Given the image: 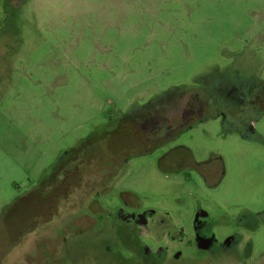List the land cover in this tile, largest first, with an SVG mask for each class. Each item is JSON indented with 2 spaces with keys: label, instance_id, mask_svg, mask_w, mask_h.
<instances>
[{
  "label": "rangeland",
  "instance_id": "374dc122",
  "mask_svg": "<svg viewBox=\"0 0 264 264\" xmlns=\"http://www.w3.org/2000/svg\"><path fill=\"white\" fill-rule=\"evenodd\" d=\"M216 73L217 94L241 96L250 83L261 92L264 0H0V264H161L144 245L170 235L148 223L140 234L120 208L164 216L191 239L196 220L208 224L211 247L190 244L167 264H264V224L238 231L243 214L264 221V107L247 109L246 124L205 119L115 166L95 138L81 144L96 133L112 134V150L136 144L128 127L115 131L125 113L151 105L179 124ZM181 145L203 165L161 167ZM84 146L88 175L64 169L41 184L61 155ZM236 234L253 242L247 262L234 248L218 253Z\"/></svg>",
  "mask_w": 264,
  "mask_h": 264
},
{
  "label": "flooded vegetation",
  "instance_id": "af4514ba",
  "mask_svg": "<svg viewBox=\"0 0 264 264\" xmlns=\"http://www.w3.org/2000/svg\"><path fill=\"white\" fill-rule=\"evenodd\" d=\"M225 85H232V84L227 83ZM249 85L251 86L248 87V91L246 93L243 92L241 96L233 94V92L231 91H228L227 93L220 92V94H217V87H219V85L217 86V73L209 76L206 82H203V84L197 86V90H198L197 95L201 97L199 106L197 107V109H191L192 111L188 112L187 114L188 116L186 118L185 117L182 118L179 124L171 123L170 118L164 112L163 107L156 108V105L154 106L151 105L152 107L149 106L150 109H145L143 112L136 113L134 111H131L125 113L124 124L121 126L123 128L120 129L119 131H126L125 127H128L127 129L129 133H131L134 137L140 136V138L139 140L136 139L134 141V137H133L132 140L136 142V144L127 146L122 151L112 150L113 148L111 146L100 147L101 149L106 150V154H104L103 159L106 157L109 158L110 164H114V166L119 163L121 164L125 160H131L136 156L150 153L155 149L159 148L160 146H162L163 144H165L164 143L165 141H168L170 138H175L178 134L186 130L188 127L197 125V123L204 121L205 119L208 118L217 119V116L219 115L221 116L219 120H221V122L227 126H231L232 124L234 125V123H232L233 119L235 120L236 118L240 119V115L242 116L243 123L245 122L246 124L247 121L246 117L248 113V111L246 112L247 109H251L255 105L257 107H262V108L264 107V81H262L261 83L260 87L262 89L259 94H254L253 92V87H255V85L257 84L253 85L252 83H250ZM245 94L247 95L246 97ZM255 97L256 99H259V102H256L254 100ZM231 99L235 102L236 105L240 104L241 102L244 105V107L241 106L242 109H240V111L236 110V105L233 104L234 102H232ZM149 101H146L145 103H148ZM230 104L234 106H230ZM249 120L251 121L252 119ZM148 121H154L155 123L149 126V124L147 123ZM189 121H192V123L189 124L188 123ZM245 126H246L245 130L248 131L251 130L250 123L249 125H245ZM160 139H162L161 143H159ZM80 148L83 150L77 151V149ZM88 148H90V146L74 147L72 148V150L70 149L68 152H65L63 155L60 156V159L57 161L56 165H54L52 172L42 181H45L48 177L50 178V180L63 178L64 172L62 171L64 169H66V172L69 171L68 172L69 174L71 172L78 173L80 172L81 169H83L84 170L83 174L88 175L86 173L89 172L90 169L92 168L93 162L91 164L90 161L78 160V154L80 152H85V150H88ZM97 148L99 149V147ZM86 152L88 153V151ZM87 157L88 156H86V158ZM169 158L172 159L170 160ZM68 160H70L69 161L70 163L68 162ZM98 164H101L102 170L107 169L106 166L108 165V163H106L105 161H102L101 163L99 162ZM160 165L165 170L173 168V166L179 170L190 167L188 159L180 155L178 151H176V148L167 151L163 155V157L160 160ZM108 171L111 172L112 170L109 168ZM199 172L204 176L205 179L208 178L205 172L203 171H199ZM117 178L118 175H116L113 180ZM45 183H47V180L45 182H41V184H45ZM49 184L50 181L47 183V186ZM100 192H98L95 196H93L89 200L90 204L87 206L88 211L93 209L95 204V199L100 194ZM18 201L19 200H17L14 203V206L17 205ZM24 203L26 202H23V206H24L23 213L25 214L30 209L25 207L26 204ZM131 210H125L123 208H120L118 213L124 215L122 218L124 222L130 221V223L133 224L135 223L140 234L143 233L140 224L143 223L145 225L148 223L149 224L148 229L154 235H157L156 233L158 232L162 233L163 231H167V233L170 235V239H169L170 241L166 240L164 243L160 242V239H157V241L155 242V239L153 238L154 245H151L153 249L148 245H144L145 253H148V255L151 256L150 257L151 262L159 261V263L161 264L164 263L167 264L169 260L170 261L179 260L183 256L184 249H187V247L190 244L195 246L198 245L199 247L208 248L211 247L212 243L215 241V237L211 236V234L205 235L203 233V230H205V228L208 227V224L204 222V220L200 221L198 219L196 220V222H194V229H193L194 238L191 239L190 234L186 231L185 228L177 226L176 224H173L170 227L167 226L168 223L166 222V218L164 216H160L159 218H154L153 214H151L150 211H145L143 212L144 214H141L142 212L137 213ZM131 215L134 216L132 221L131 218L128 217ZM250 215H246V214L241 215L242 216V218L240 219L241 224L238 225L239 226L238 231L240 230L242 232H245V230L253 231L257 227H259V225L261 226L264 224L263 220L259 221L261 219L260 211L255 214L251 213ZM248 226H251L253 229H250ZM230 235L232 234H229L228 236ZM228 236H225L222 239V241L219 243L218 253L221 252L228 253L229 250H232L234 248L236 249L237 252H239L242 262H247L251 249L253 247L252 240L245 239L244 234L241 235L236 234L235 239L233 238L234 240H230L227 243L226 238Z\"/></svg>",
  "mask_w": 264,
  "mask_h": 264
},
{
  "label": "trees",
  "instance_id": "16d2710c",
  "mask_svg": "<svg viewBox=\"0 0 264 264\" xmlns=\"http://www.w3.org/2000/svg\"><path fill=\"white\" fill-rule=\"evenodd\" d=\"M123 127H120L117 131L115 132H118L120 129H122ZM111 135H103L101 133H96L94 135H90L89 137L85 138L84 140H82L81 144L83 143H86L87 141L89 140H92V138H95L94 141H92L91 143L92 144H96L98 146H110L111 145ZM102 153L103 154H106V150L105 149H101ZM176 151H178V153L180 155H182L183 157H185L186 159H188L189 161V165L192 166V167H197L198 166H201L203 165L202 163L203 162H198L195 158H194V155L191 151V149L187 146H184V145H181V146H178L176 148Z\"/></svg>",
  "mask_w": 264,
  "mask_h": 264
}]
</instances>
